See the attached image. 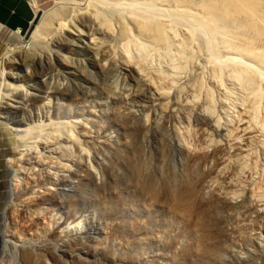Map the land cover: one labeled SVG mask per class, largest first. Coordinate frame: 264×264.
<instances>
[{
    "label": "rangeland",
    "instance_id": "rangeland-1",
    "mask_svg": "<svg viewBox=\"0 0 264 264\" xmlns=\"http://www.w3.org/2000/svg\"><path fill=\"white\" fill-rule=\"evenodd\" d=\"M35 1L49 11L87 0ZM88 3L113 18L124 14L101 0ZM90 11H69L65 29L55 22L56 37L15 55L6 77L2 58L15 34H0V264H27L26 253L35 264H264V157L259 150L249 157L256 175L238 173L233 144L185 104L193 96L212 102L218 124L236 134L246 99L225 80L217 85L208 53L196 49L180 91L161 107L152 77L114 59L119 24L105 37ZM92 37L111 53L93 50ZM171 51L149 66H173ZM184 113L187 123L177 115ZM50 124L60 130L52 142L26 138ZM238 176L252 177L255 198L242 190L229 200Z\"/></svg>",
    "mask_w": 264,
    "mask_h": 264
},
{
    "label": "bare ground",
    "instance_id": "bare-ground-1",
    "mask_svg": "<svg viewBox=\"0 0 264 264\" xmlns=\"http://www.w3.org/2000/svg\"><path fill=\"white\" fill-rule=\"evenodd\" d=\"M89 1L93 0H87L84 4L60 3L61 5L57 4L48 12L40 14L33 31L26 40L21 35L22 32L19 30L14 31V41L16 43L14 41H11L12 43L9 42L14 48L9 50L2 58L6 61L3 76L6 77V69L15 55L25 49L27 50L33 44L43 43L52 34L56 37L59 28L56 29L55 22L61 24H57L60 28L65 29L66 17L69 11H83L87 15L86 12L91 10ZM101 1L107 5L124 8L126 17L124 14L119 13L118 15L117 13L118 16L113 18L106 13L109 11L104 12V10L99 8L91 10L88 13L89 17L94 20L99 34L108 38L114 36L112 30L113 22L116 21L119 24L121 37L118 41L121 43V50L120 53L117 52V56L114 59L119 60L118 62L126 67L132 65L142 78L150 75L152 78L148 79L147 83L159 105L163 108L167 107L172 94L180 91V89H177L179 88V81L183 71H185L184 67L188 66L187 62L194 57V50H205L204 52L208 53L213 64V81L217 85L223 80L229 82L239 94L243 95L242 98L246 99L247 105L242 106L243 108L240 107V109L242 108L241 120L237 122L236 128L238 133H230L227 130L228 126L226 128V126L222 127L220 125L221 121L218 124L216 120L218 117L215 116L216 118H214L213 115L212 110L214 107L211 104L212 102L210 105L205 106L198 103L196 96H193L190 100H186L185 104L189 110L200 111L207 116L211 121L212 129L222 135V138L224 136V139L228 141L227 143L233 144L231 146L235 147V153L233 152L231 155L238 159L236 160L238 161V171H236L238 173L247 172V174L251 175L250 170L252 171V168L247 170V165L248 162L251 163L253 160L249 161V157H252L255 150L256 152L259 150L258 153L264 157V112L261 118L258 116L259 111L264 110V0ZM75 16L74 18H79ZM3 30H5L4 27L0 25V34ZM56 30H58L57 33ZM90 45L97 53H111L112 51L111 45L103 43L97 37L90 39ZM130 45L132 46L131 48L134 47V52L136 53L135 56L133 53L134 57L131 56ZM194 46L195 49L192 48ZM171 50H173V57H171L173 66L166 69L160 66L162 64L157 68L154 67L155 69L149 66L154 57H157L160 62L161 60L164 62L166 60L164 57L169 55L172 52ZM184 64L186 65L184 66ZM242 105H244V100ZM177 115L182 122L184 120L187 123L189 120L186 113ZM177 122L180 121L177 120ZM54 128H57V130ZM58 130V127L51 124L48 126H37L27 130L26 136L28 137L26 138L32 142L42 141L43 143H48L51 140L48 138L53 134V137L56 136L60 131ZM176 136L178 145L184 148V139H182L179 131H176ZM70 137L73 138L72 134L69 136L68 141H70ZM240 137H243L244 142H239ZM227 156L228 154L226 153L224 160L227 159ZM228 159L226 161L227 165L228 163L230 164L229 161H232H228ZM227 165L225 166L227 167ZM242 175L240 176L242 177ZM253 175L256 174L253 173ZM251 178L248 180L244 179L245 181L241 180L239 176L237 179L234 178L236 190L233 194L230 193L229 200H236L242 190L246 191L250 195L249 197L255 198L258 194V188L254 187ZM254 181L256 182L257 180ZM231 184L233 187V182ZM262 189L264 190V188ZM241 193L243 192H240L239 195ZM261 207L262 209H260ZM259 209L260 212L264 213L263 203H260ZM29 229L31 228H26L25 230ZM24 259L27 264H35L34 258L29 253L24 255Z\"/></svg>",
    "mask_w": 264,
    "mask_h": 264
},
{
    "label": "crops",
    "instance_id": "crops-1",
    "mask_svg": "<svg viewBox=\"0 0 264 264\" xmlns=\"http://www.w3.org/2000/svg\"><path fill=\"white\" fill-rule=\"evenodd\" d=\"M46 12L35 0H0V25L8 30L24 32L34 15Z\"/></svg>",
    "mask_w": 264,
    "mask_h": 264
},
{
    "label": "water",
    "instance_id": "water-1",
    "mask_svg": "<svg viewBox=\"0 0 264 264\" xmlns=\"http://www.w3.org/2000/svg\"><path fill=\"white\" fill-rule=\"evenodd\" d=\"M40 14H36L33 17V20L31 21L30 26L28 27V29L24 32L23 38L26 40L29 38L31 32L33 31L34 25L36 24V22L39 19Z\"/></svg>",
    "mask_w": 264,
    "mask_h": 264
}]
</instances>
